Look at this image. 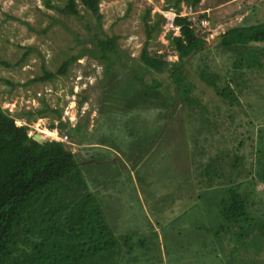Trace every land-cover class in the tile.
Returning <instances> with one entry per match:
<instances>
[{
    "label": "rangeland",
    "instance_id": "1",
    "mask_svg": "<svg viewBox=\"0 0 264 264\" xmlns=\"http://www.w3.org/2000/svg\"><path fill=\"white\" fill-rule=\"evenodd\" d=\"M66 1L50 0L52 6H48L47 0H0V103L16 119L17 125H29L30 135L40 134L46 140L62 141L63 134L68 133V139L64 138L68 149L77 152L83 162L91 156L95 157L94 162L80 168L78 175H82L91 186L94 182L100 185L94 195L105 201V211L117 230L134 234V247L131 251L127 249L118 263L253 264L257 258L259 264H264V238L258 232H254L256 235H251L246 243L236 241L234 244L231 241L236 240L235 234H227V230L221 228L219 205L223 198H227V187L224 186L227 182L223 175L230 177L228 165L214 164L213 170L218 171L209 180L203 178V182L196 178L195 169H202L203 166L199 159L206 162L207 154H212L217 144L212 140L214 144L208 145L209 153L198 152L199 149L204 152L201 145L206 140V132L198 126V114L192 117L195 125L185 126L186 131L192 130V135L190 132L186 135L185 129L181 131L180 125L174 126L171 132L175 133V128L178 133L181 131L179 139L167 144L159 142L146 151L143 142L135 147L131 145L129 132L137 130L145 136L153 129L150 125L147 129L146 122L140 124L139 120L130 118L129 115L136 114V111L126 112V102H120L119 95L118 100L114 98L111 104H105L109 100L106 89L111 91L112 86L104 75L105 64L93 55L87 54L73 63L67 75H57L53 80L33 81L44 76L45 71H58L67 58L77 54L84 46L98 50L94 42L88 41L93 31L87 23L96 27L95 18L79 0L78 8L84 19L63 13L61 8L65 7ZM223 2L202 0L196 10L198 13L204 7L213 9L201 21L196 11L182 4L181 15H189L198 34L208 40V46H215L219 35L232 27L264 24V0H237L222 7L220 4ZM166 4V0H102V26L94 32L98 30L102 37L119 36L118 52L127 64L134 66L138 64L147 39L146 21L152 24L157 19L156 14L160 13L165 18L163 29L154 32L149 50L152 54L165 53L169 60L175 61L177 54L166 36L170 30L179 35L180 30L172 21L176 17L175 11L165 10ZM148 10L150 15L146 20ZM250 52L248 55L254 54L252 49ZM210 53L213 54L211 58L208 57ZM204 63L209 64L213 72L225 76L220 84L233 75L231 60L218 51L197 55L187 70L195 77L196 70ZM263 76L264 72L249 71L244 80L239 79L241 85L232 86L238 92L239 102L245 104V108L240 110L244 118L255 119L259 124L253 133L256 149L264 147V141L260 140L264 137ZM197 87L196 92L203 100L218 102L203 83L197 82ZM83 96H87V100L80 109L78 102ZM248 103L256 108L246 106ZM39 110L46 111L40 115ZM53 110L62 113V121L81 126L52 129L51 124L58 123ZM231 113L239 115L237 109ZM189 115L187 113L186 118L191 120ZM156 116L152 115L157 122ZM178 117L182 122L185 120L182 114ZM158 122L167 126L170 120L161 116ZM243 129L241 126L239 133ZM249 143L246 140L245 147L237 152L238 155L244 152L245 165L242 166L247 171L251 169L252 162H259L255 156L248 157L251 150ZM191 145L198 152L196 162H193ZM129 154L134 157L133 162L128 158ZM139 154L143 157L136 166ZM255 170L254 174H257ZM262 190L263 183L257 186L258 193H252L251 188L244 189L252 193L250 210L258 216H264V193H259ZM139 240H145V245ZM231 248L234 251L231 252Z\"/></svg>",
    "mask_w": 264,
    "mask_h": 264
},
{
    "label": "trees",
    "instance_id": "2",
    "mask_svg": "<svg viewBox=\"0 0 264 264\" xmlns=\"http://www.w3.org/2000/svg\"><path fill=\"white\" fill-rule=\"evenodd\" d=\"M101 2L79 0L96 20L94 28L90 22L87 23L90 31H93L88 41L94 42L98 50L84 46L77 54L67 58L58 71H45L44 76L36 77L33 81L53 80L57 75H67L73 63L87 54L93 55L105 64L104 75L112 86L111 91L106 89L109 100L105 104H111L114 98L118 100L119 95L120 102H126V112L136 111L137 116L131 114L130 118L139 120L140 124L146 122L148 124L145 127L148 129L150 125V129H153L151 134L147 132L145 136L137 130L129 132L131 145L135 147L143 142L146 151L159 142L167 144L179 139L181 131H186L187 124H196L192 117L198 114V126L206 132L205 143L201 145L204 152L200 149L198 152L209 153L208 145L214 144L212 140L217 144L216 150L207 154L206 162L199 159L203 166L202 169L198 166V170L195 169L196 178L203 182V178L211 179L217 174L218 170L212 167L217 163L228 165L229 169L230 177L227 178L228 174L223 175L227 182L224 185L227 187V198H223L219 205L221 228L227 230V234H235L236 240L231 241L234 244L236 241L246 243L251 235L254 236V232L264 238V216L254 214L249 206L250 195L258 193L257 186L264 184V147L256 149L254 146L253 133L259 124L255 119L249 118L248 121L244 118L240 110L245 108V104L239 102L235 86L232 88L233 85H241L239 79L244 80L249 71L264 72V24L232 27L219 35V40L212 47L208 46L206 38L198 34L189 15H181L183 3L191 11H196L202 0H166L164 9L175 11L174 25L180 30L179 35L170 30L166 36L178 59L171 61L165 53L152 54L149 50L154 32L163 29L162 22L165 20L162 14L157 13V19L152 24L146 21L147 39L138 64L132 66L118 52L119 36L102 37L98 30L94 32L102 26ZM79 3L77 0H67L61 10L67 15L84 19L78 8ZM47 4L52 6L50 0H47ZM149 15L148 10L146 20ZM196 15L199 21L208 17L206 12H197ZM251 49L254 54L248 55ZM207 51H218L231 60L233 75L223 84L220 81L225 76L213 72L207 63L196 70L195 77L187 70L197 55ZM212 56L210 53L208 57ZM197 82L207 86L218 102L203 100L196 92ZM261 93L264 94V89ZM86 100L87 96L79 100L80 109ZM246 106L256 108L250 103ZM234 109H237L239 115L231 113ZM45 111L39 110L38 114L42 115ZM53 111L58 123H52V129L81 126L62 121V113ZM158 111L163 118L170 120L167 126L158 122L161 119ZM187 113L191 120L186 118ZM155 114L158 116L157 122L152 117ZM179 114L183 115V122ZM177 125L181 126L180 133L176 128L175 133H172ZM241 126L244 129L239 133ZM29 130V125H17L16 119L0 103V264H119L122 254L134 247V234L117 230L105 211V201L94 195L100 185L94 182L91 186L90 182L83 180L82 175H78L80 168L94 162L95 157L91 156L83 162L77 152L67 148L64 140L47 139L40 142L29 134ZM190 131H186V135ZM63 135L70 136L68 133ZM246 140L250 142L251 148L248 157L255 156L259 161L252 162L249 171L242 166L244 152L237 154L238 149L245 147ZM260 140L264 141V137ZM190 147L193 148V162H196L197 149L193 145ZM142 155L139 154L135 160L136 166ZM131 156L129 154L128 158L133 162L134 157ZM254 170L257 174H254ZM248 188H251L252 193L244 191ZM139 242L143 246L146 243L145 240ZM256 259L253 264H259Z\"/></svg>",
    "mask_w": 264,
    "mask_h": 264
},
{
    "label": "crops",
    "instance_id": "3",
    "mask_svg": "<svg viewBox=\"0 0 264 264\" xmlns=\"http://www.w3.org/2000/svg\"><path fill=\"white\" fill-rule=\"evenodd\" d=\"M235 1H237V0H224V2L223 3H221L220 4V6H225V5H229V4H231V3H234ZM211 9H213L212 7H209V8H202L201 9V12H206L207 14H208V16L210 15V10ZM209 21V20H208Z\"/></svg>",
    "mask_w": 264,
    "mask_h": 264
},
{
    "label": "water",
    "instance_id": "4",
    "mask_svg": "<svg viewBox=\"0 0 264 264\" xmlns=\"http://www.w3.org/2000/svg\"><path fill=\"white\" fill-rule=\"evenodd\" d=\"M34 137L40 142H44L46 140L45 137L40 134H35Z\"/></svg>",
    "mask_w": 264,
    "mask_h": 264
},
{
    "label": "built area",
    "instance_id": "5",
    "mask_svg": "<svg viewBox=\"0 0 264 264\" xmlns=\"http://www.w3.org/2000/svg\"><path fill=\"white\" fill-rule=\"evenodd\" d=\"M173 17H175V16H173ZM172 21H174V18H172ZM64 138L68 139V136H64V137L62 138V140H64Z\"/></svg>",
    "mask_w": 264,
    "mask_h": 264
},
{
    "label": "bare ground",
    "instance_id": "6",
    "mask_svg": "<svg viewBox=\"0 0 264 264\" xmlns=\"http://www.w3.org/2000/svg\"><path fill=\"white\" fill-rule=\"evenodd\" d=\"M50 134H53L52 132Z\"/></svg>",
    "mask_w": 264,
    "mask_h": 264
},
{
    "label": "clouds",
    "instance_id": "7",
    "mask_svg": "<svg viewBox=\"0 0 264 264\" xmlns=\"http://www.w3.org/2000/svg\"><path fill=\"white\" fill-rule=\"evenodd\" d=\"M33 136H34V134H33Z\"/></svg>",
    "mask_w": 264,
    "mask_h": 264
}]
</instances>
